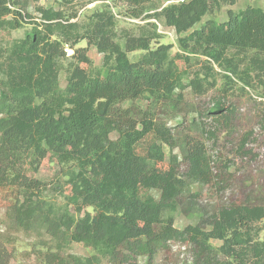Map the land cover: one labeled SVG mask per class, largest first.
I'll return each instance as SVG.
<instances>
[{
  "label": "trees",
  "instance_id": "trees-1",
  "mask_svg": "<svg viewBox=\"0 0 264 264\" xmlns=\"http://www.w3.org/2000/svg\"><path fill=\"white\" fill-rule=\"evenodd\" d=\"M59 1V0H54ZM152 0H130L139 6ZM208 0H191L165 9L167 22L188 29L207 9ZM232 4L234 0H223ZM11 14L8 0H0V28ZM194 35L218 49H254L264 53V12L246 8L227 12V21L207 26ZM28 42V45H24ZM218 55V54H217ZM40 54L29 35L12 49L1 73L0 94V208L3 224L12 231H45L56 250L42 255L40 264H152L170 244L190 246L189 264H264V241L252 243L247 233L264 217V205H229L217 212L206 230L200 224L179 230L171 217L190 184L214 181L212 164L201 141L187 138L177 144L171 128L154 118L150 109L134 101L148 94L170 102L179 81L165 64L164 51L125 57L106 70L68 72L66 86L58 84L56 63ZM83 60V59H82ZM85 62L88 61L84 57ZM129 102L130 104L125 105ZM231 109L220 102L206 116L214 124H227ZM117 135L116 139L110 136ZM162 144L180 145L187 171L179 174L175 156L166 159ZM53 154L61 163L75 162L80 171L68 181L74 199L91 212L73 219L56 217L39 199L42 184L20 169V156ZM159 192L155 199L151 191ZM188 192V191H187ZM212 240L221 241L219 247ZM75 243L93 251L89 257L62 252ZM9 253L0 244V264Z\"/></svg>",
  "mask_w": 264,
  "mask_h": 264
},
{
  "label": "rangeland",
  "instance_id": "rangeland-1",
  "mask_svg": "<svg viewBox=\"0 0 264 264\" xmlns=\"http://www.w3.org/2000/svg\"><path fill=\"white\" fill-rule=\"evenodd\" d=\"M166 1L135 6L130 0H8L11 14L3 17L6 23L0 28V94L4 62L29 35L40 54L54 57L61 89L74 67L104 71L119 58L136 62L144 55L164 51L165 64L179 81L171 101L154 100L145 94L134 103L150 109L155 119L170 127L177 144L183 145L188 137L201 141L214 181L190 184L177 209L162 216L171 217L179 230L197 224L209 230V223L222 208L244 203L264 205V53L233 48L219 53L194 33L226 22L229 10L240 13L258 8L264 12V0H234L232 4L208 0L200 19L184 30L167 22L164 12L170 6H163ZM217 102L231 109L227 124H214L206 116ZM110 137L114 140L117 135ZM180 145L170 149L162 144V148L166 159L171 155L177 158L179 174L183 175L187 164ZM19 164L27 177L41 182L39 199L50 214L78 219L92 211L74 199L67 184L80 171L77 163H61L53 154L38 157L30 150L21 154ZM151 195L159 198L156 190ZM3 219L0 208V244L9 253L8 264H40L44 253L56 250V243L45 231H12ZM247 235L252 243L264 241V217L251 224ZM211 244L219 247L222 243L212 240ZM62 252L81 257L93 254L75 243ZM191 254L189 245L173 243L158 253L152 264H189ZM255 264L260 263L255 260Z\"/></svg>",
  "mask_w": 264,
  "mask_h": 264
},
{
  "label": "built area",
  "instance_id": "built-area-1",
  "mask_svg": "<svg viewBox=\"0 0 264 264\" xmlns=\"http://www.w3.org/2000/svg\"><path fill=\"white\" fill-rule=\"evenodd\" d=\"M190 1L191 0H167L163 6L166 7L170 5H183L189 3Z\"/></svg>",
  "mask_w": 264,
  "mask_h": 264
}]
</instances>
